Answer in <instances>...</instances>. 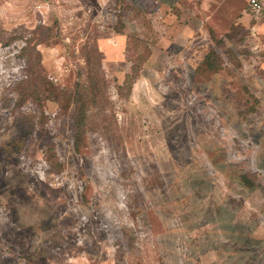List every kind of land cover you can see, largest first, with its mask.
<instances>
[{"label":"rangeland","instance_id":"374dc122","mask_svg":"<svg viewBox=\"0 0 264 264\" xmlns=\"http://www.w3.org/2000/svg\"><path fill=\"white\" fill-rule=\"evenodd\" d=\"M95 50L109 119L77 145ZM0 264H264V15L0 0Z\"/></svg>","mask_w":264,"mask_h":264},{"label":"trees","instance_id":"16d2710c","mask_svg":"<svg viewBox=\"0 0 264 264\" xmlns=\"http://www.w3.org/2000/svg\"><path fill=\"white\" fill-rule=\"evenodd\" d=\"M84 58L85 65L82 69V75H79L80 79L83 80L76 83L73 92H62L65 96L60 104L62 109H67L68 106L73 105L74 143L77 145L85 132L89 130V127L103 126L109 119V116L105 114L109 102L107 97L109 85L105 83L104 76L100 72L101 64L98 58V51L95 50L92 55L86 52ZM216 62L214 54L205 57V64L209 68H219ZM132 74L130 73L128 75V80L125 83L127 94L130 92L133 85V78H135ZM93 111H96L94 115H92ZM96 119L98 120L95 121Z\"/></svg>","mask_w":264,"mask_h":264},{"label":"built area","instance_id":"2783aa9c","mask_svg":"<svg viewBox=\"0 0 264 264\" xmlns=\"http://www.w3.org/2000/svg\"><path fill=\"white\" fill-rule=\"evenodd\" d=\"M246 4L254 19L264 15V0H246Z\"/></svg>","mask_w":264,"mask_h":264}]
</instances>
